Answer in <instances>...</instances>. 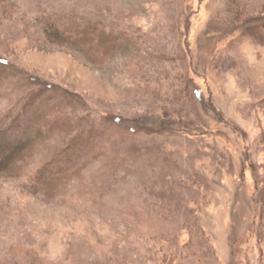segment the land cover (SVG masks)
Listing matches in <instances>:
<instances>
[{"label":"rangeland","instance_id":"1","mask_svg":"<svg viewBox=\"0 0 264 264\" xmlns=\"http://www.w3.org/2000/svg\"><path fill=\"white\" fill-rule=\"evenodd\" d=\"M22 145L0 264H264V0H0Z\"/></svg>","mask_w":264,"mask_h":264},{"label":"trees","instance_id":"2","mask_svg":"<svg viewBox=\"0 0 264 264\" xmlns=\"http://www.w3.org/2000/svg\"><path fill=\"white\" fill-rule=\"evenodd\" d=\"M66 34H64V38H65ZM95 40H97L95 38ZM106 49L108 48H113L114 45L112 46V44L107 40L106 42ZM118 117V121H122V116L121 115H117ZM147 116V115H146ZM138 124L133 123V129L136 130V128L138 129ZM25 145L19 146V148H15V151H11L10 148L8 147L5 150H1L0 149V174H7V172L13 170V168L16 166V159L15 156L17 154L18 150H24L25 149Z\"/></svg>","mask_w":264,"mask_h":264}]
</instances>
